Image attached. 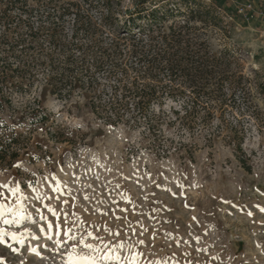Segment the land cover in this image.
<instances>
[{
  "label": "rangeland",
  "instance_id": "obj_1",
  "mask_svg": "<svg viewBox=\"0 0 264 264\" xmlns=\"http://www.w3.org/2000/svg\"><path fill=\"white\" fill-rule=\"evenodd\" d=\"M66 1L27 0L25 5L20 2L12 5L11 0H0V10L9 7V19L3 17L0 21V73L4 68L16 67L13 81L18 84V76L24 79L19 92L12 89L10 82L0 84V100L8 96L9 89L12 91L10 106L4 103L0 109V137L15 141L13 147L18 151L17 158L0 162V183L14 177L27 192L33 173L38 179L49 171L54 172L66 183L59 193L47 188L52 197L48 203L55 206L57 212H66L70 220L73 213L78 214L84 227L93 231L99 229L97 234L108 241H113V237L103 231L105 224L113 231L124 229L120 240H127L126 233L130 234L125 226L135 225L136 235L131 236V241L145 242L139 246L143 259L168 257L169 264H264V212L260 211L264 208V35L259 19L243 22L240 17H230L225 10L229 6L235 9L230 0H198L214 7L219 19L206 25L198 19L190 21V26L199 28L195 33L199 37L192 33L183 36L181 47H186L188 42L205 43L202 53L218 58L222 65L209 78L186 77L180 67L174 75L169 74L170 55L160 60L157 74L148 67L145 83L178 89L174 99L170 96L162 99L166 114L153 132L146 121L140 127L108 124L105 112L99 108L94 111L89 93L84 89L75 88L71 95L62 98L50 93L54 82L48 83L49 78H57L55 82L59 85L68 83L81 74L83 67L81 53L75 50L73 57L68 58L66 49L75 29L74 15L65 16L62 27L43 20L47 9L50 12L54 7L60 13ZM134 1L111 0L110 10L117 22L111 29L102 27L103 32L99 31L95 37L103 38V44L109 42L114 36L113 30H119L120 22L126 17L125 9ZM156 1L160 7L174 4L186 11L184 0ZM214 1L222 2L223 6L218 8ZM89 3L88 15L99 24L106 12L103 1L89 0ZM193 3L190 1L187 5L192 7ZM20 7H33L38 11L29 19L21 14L22 20H29L32 30L16 22L15 17L23 10ZM52 19L56 21L54 16ZM83 20L86 21V17L83 16ZM184 21L186 18L182 15L169 16L163 18L160 28L168 33L170 26L178 28ZM52 29H57L55 43L50 38ZM18 39L21 42L13 48L6 43V40ZM74 40L89 43L81 29ZM167 50L166 53L175 51ZM94 57L103 56L94 51ZM172 58L182 65L184 52ZM48 59L53 61V66H49ZM87 69L88 74L104 82L101 72L89 65ZM28 82L32 84L27 87ZM217 83L226 87L225 98L232 107L226 108L222 117L215 113L213 127L208 130L191 131L181 127L172 109H178V116L183 117L185 104L220 98L193 90L196 86ZM234 84L239 86L237 90L228 89ZM92 101L99 100L93 98ZM37 102L49 114L46 121L35 122L31 116ZM157 108L154 105V109ZM234 125L242 126L241 150H236L234 141L228 138ZM18 163L22 166L14 167ZM70 163L74 167H68ZM87 185L92 187H85ZM85 194L90 199L85 200ZM125 197H130V202H126ZM101 200L104 202L99 203ZM36 207H41L39 202ZM28 210L35 215L34 208ZM42 210L55 224L56 218L46 208ZM116 216L123 219L117 220ZM36 221L25 222L22 227L40 237L30 243L39 247L43 258L30 253L27 246L12 245L19 248L13 251L12 247L0 244V264H62L64 250L58 252L56 245L41 235L38 215ZM60 222L63 226V215ZM0 226L7 227L2 221ZM43 227L47 230L46 223ZM196 236L200 237L199 243L194 239ZM198 248L206 251H197ZM66 258L64 252L63 259Z\"/></svg>",
  "mask_w": 264,
  "mask_h": 264
},
{
  "label": "trees",
  "instance_id": "obj_2",
  "mask_svg": "<svg viewBox=\"0 0 264 264\" xmlns=\"http://www.w3.org/2000/svg\"><path fill=\"white\" fill-rule=\"evenodd\" d=\"M26 1L11 0V4L15 5L20 2L25 5ZM88 1L67 0L63 4L62 11H59L60 13H57L54 7L51 8L50 12V9H47L43 20L48 22L51 20L50 22L59 27H62V21L65 16L69 14L74 15L75 29L72 32V40L67 43L66 49L69 54L68 58L73 57L75 50L81 53L82 69L84 68L83 71L81 69V74L68 83L64 82L59 85L55 82L58 80L55 77L49 78L48 83L49 81L54 82L51 83L53 89L50 90V93L59 98L71 95L75 88L84 89L85 92L88 91L89 95L87 96L94 106V111L99 108L105 112V120L110 125L124 124L129 127H140L146 121L149 124V130L154 132V130L158 129V124L163 122L162 119L166 114L162 99L165 96H170V98L174 99L178 89L167 85L145 83V78L148 76V67L150 66L155 70V74L160 71V60L162 58L165 59L166 55H170L168 57L169 65L167 66V70H169V74L171 75L178 72L180 67L182 69L181 73L186 77L209 78L216 74V68L222 65L218 58L206 56L205 53H202L205 52V43L188 42L185 45L186 47H181L182 40L185 39L183 36L190 35L191 33L195 34L199 31V28L189 25L190 21L198 19L204 25L208 22L218 21V12L211 5H206L198 0H184L186 7V11H184L174 4L172 6L162 5L160 7L156 0H135L130 8L127 7L125 9L124 13L126 17L120 22L121 27L119 30L112 29L114 36L110 38L109 42H105L107 44L105 46V43L103 44L104 39L99 40L95 36L99 31L103 32L102 27L111 29L112 25L117 22L110 10L111 0H101L106 8V12L102 15L103 17L99 24L88 15L91 7ZM159 1L163 2L165 0ZM190 1L194 2L192 7L187 5ZM214 5L218 8L223 6L222 2L219 1H214ZM230 7L225 8L227 14L230 17L238 18L239 16L235 9H230ZM20 8L23 9V7ZM8 10L9 7L0 10V21L4 18L9 19ZM34 12L38 11L33 7L21 10L18 17H15L16 22L18 24L22 23L32 30L28 19L33 16ZM21 14H26L28 19L22 20ZM176 15H182L186 18L184 25L178 28L170 26L168 33L162 31L160 24L163 18L169 16L175 17ZM53 16L56 21L52 19ZM83 16L86 17V21L83 20ZM79 29L83 30L86 37L89 38V43L84 44L74 40ZM135 29L137 30L135 31ZM55 30L57 31V29H52L50 35L54 43L57 41V32ZM30 33L34 34L32 31ZM195 37L199 36L195 34ZM19 42H21V39L13 42L6 40L7 45L11 48L18 45ZM167 49H175V51L166 53ZM182 49L185 50L182 51ZM94 51H98L103 57L93 58ZM181 52H184L185 58L182 61L183 64L179 65L178 61L172 57ZM199 53L203 55V58L200 57L201 54L199 55ZM91 56V61H89V57ZM48 62L49 66H53L51 59H48ZM85 64H87L86 67H84ZM88 65L93 66L95 71L102 73L104 82L98 76L88 74ZM16 69V67L4 68L0 73V84L2 86L10 82L13 85L12 89L15 92H19L22 86H24V79L23 76H18L16 78H20V82L16 84L13 81ZM30 84L32 82H28L26 86L28 87ZM237 88L239 86L236 84L228 87V89H233V91L237 90ZM9 90L8 96H4V99L0 100V109L3 108L4 103L8 106L11 104L12 91ZM193 90L199 94H215L220 98L200 104L194 101H191L190 104H185L183 117L178 116V109L173 108L172 112L176 115L175 119L180 120L181 127L191 131L195 128L208 130L213 127L212 119L214 114L220 113V117H222L226 108L232 107L233 104L225 98L226 87L222 83H217L214 86H196ZM93 98L99 101H96V103L92 101ZM101 99H104L103 103L100 102ZM38 104L37 102V108L32 109L31 116L35 118L33 119L35 122L46 121L49 118V114ZM154 105H157L158 108L154 109ZM141 119L144 120L141 121ZM230 131L232 135L228 138L234 141L236 150H241L243 139L242 126H231ZM206 139L210 140V137ZM14 143L15 141L8 137H0V162L5 161L7 158L10 161L17 158L18 151L13 147ZM247 170L249 171V168Z\"/></svg>",
  "mask_w": 264,
  "mask_h": 264
},
{
  "label": "snow or ice",
  "instance_id": "obj_3",
  "mask_svg": "<svg viewBox=\"0 0 264 264\" xmlns=\"http://www.w3.org/2000/svg\"><path fill=\"white\" fill-rule=\"evenodd\" d=\"M21 166L20 163L14 165L17 168ZM68 167H74V165L70 163ZM60 170L63 172V167ZM32 175L33 180L28 182L27 192L22 190L21 181L16 180L14 177L7 182L0 183V221H2V225L7 226H0V244L8 247L18 245L20 248L27 246L30 253L43 258L39 247L30 243L31 240H38L40 237L30 229L22 227L25 222L36 223V215H38L41 223V235L52 241L58 252L61 249L66 252V259H63L64 252H61L62 264H169L170 258L168 257L155 260L143 259V253L139 251V246L144 245L145 242L143 240L131 241V236L136 235L135 225L131 223L125 226L130 229V234L126 233L128 235L127 240L119 239L121 231L124 230L123 228L113 231L106 224L104 225L103 231L108 236L113 237V241H115L113 243V241L106 240L105 236L98 235L99 229L93 231L84 227V221L78 214L73 213V218L70 220L66 212H57L55 206L48 203L52 197L47 193V188L50 187L53 192L59 193L61 187H66V183L59 180L56 174L51 171L38 179L35 173ZM85 187L91 188L92 185ZM73 199L75 198L73 197ZM84 199L88 200L90 197L85 194ZM6 200L11 202L5 203ZM125 201L130 202V197H125ZM37 202L40 203L41 207H36ZM67 202L64 201L65 204ZM103 202V200L99 201V203ZM30 207L35 209V215L28 210ZM256 207L259 208V205ZM44 208L52 217L56 218L55 224L49 219V216L44 215L42 210ZM260 211L264 212V208H260ZM101 214L106 215L103 212ZM61 215H63V226L60 222ZM248 215L251 216L252 213L249 211ZM115 218L117 220L123 219L120 216ZM193 219L195 218L193 217ZM45 223L47 224V230L43 227ZM136 223L139 224V222ZM140 226L142 228V225ZM13 227L22 230H7ZM140 235H143V231ZM53 236L56 238L53 239ZM194 239L197 243L200 242L199 236L194 237ZM9 241H11V244ZM184 242L190 244V241ZM177 244H179V241H177ZM43 247L47 249L48 246L44 245ZM12 250L19 251V248L12 247ZM197 251H206V249L198 248ZM212 259L217 258L212 257Z\"/></svg>",
  "mask_w": 264,
  "mask_h": 264
},
{
  "label": "built area",
  "instance_id": "obj_4",
  "mask_svg": "<svg viewBox=\"0 0 264 264\" xmlns=\"http://www.w3.org/2000/svg\"><path fill=\"white\" fill-rule=\"evenodd\" d=\"M234 3L235 11L241 21L248 22L259 19V27L264 35V0H230Z\"/></svg>",
  "mask_w": 264,
  "mask_h": 264
}]
</instances>
